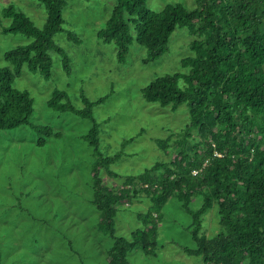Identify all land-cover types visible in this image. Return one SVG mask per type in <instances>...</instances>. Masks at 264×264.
Instances as JSON below:
<instances>
[{
    "label": "trees",
    "instance_id": "16d2710c",
    "mask_svg": "<svg viewBox=\"0 0 264 264\" xmlns=\"http://www.w3.org/2000/svg\"><path fill=\"white\" fill-rule=\"evenodd\" d=\"M39 1L47 12L43 28L13 6L4 12L11 24L3 32L23 34L32 41L5 53L14 70L0 68V132L28 126L38 135L37 146L44 147L47 138H60L61 133L31 122L34 100L15 88L14 81L25 66L51 79V52L62 51L54 38L64 32L67 1ZM195 3L193 9L176 3L152 11L147 0H116L98 32L102 41L116 45L120 63L126 62L134 40L148 50L143 62L149 64L169 50L178 29L186 28L196 37L190 44L192 55L181 62L185 72L158 78L141 91L146 101L173 111L185 104L189 107L190 121L174 141L173 161L156 163L137 176H120L109 169L119 156L102 154L100 130L93 118L94 107L106 98L90 102L83 97V110L65 102L64 92L55 91L48 101L55 111L93 122L85 136L96 157L92 203L100 214L96 228L113 242L109 264H132L128 255L137 248L148 257L158 255L160 224L172 200L192 218L188 230L196 247L185 249L188 255L201 257L202 264H264V0ZM63 64L68 69L66 55ZM172 141L170 136L161 147L170 148ZM105 175L122 178L120 188L111 186ZM197 198L203 203L194 209ZM126 201L144 205L130 240L116 234L120 207L124 211L131 207L125 206ZM212 209H217L221 229L210 238L202 229L204 216Z\"/></svg>",
    "mask_w": 264,
    "mask_h": 264
},
{
    "label": "rangeland",
    "instance_id": "374dc122",
    "mask_svg": "<svg viewBox=\"0 0 264 264\" xmlns=\"http://www.w3.org/2000/svg\"><path fill=\"white\" fill-rule=\"evenodd\" d=\"M63 9L64 32L54 42L62 51L51 52L53 73L50 80L25 66L14 87L28 92L34 100V125H49L61 133L47 138L38 147V135L28 126L0 132V256L2 264H109L112 239L96 227L99 211L94 199L92 165L94 148L85 138L93 127L90 119L71 112H58L48 106L55 91L64 92L65 102L83 110L85 97L90 102L106 100L93 109L100 130V150L105 157L119 156L109 168L120 176H137L156 163L173 161L174 141L190 121L188 105L176 111L146 101L142 89L165 75L185 72L182 60L190 55L196 40L186 28L178 29L169 42V50L157 61L145 64L148 50L136 40L125 63L117 59V47L105 43L98 32L111 15L116 0H66ZM183 4L188 9L195 0H147L152 11L168 4ZM13 6L38 28L47 21L45 6L39 0H0V68L13 69L5 53L32 40L23 34H6L11 19L4 12ZM136 38V32L132 29ZM63 55L68 57V69ZM182 85V84H181ZM173 136L170 148L161 142ZM106 171L103 169L101 175ZM111 186H121L122 178L105 175ZM202 198L194 200L198 209ZM125 203L126 207L131 206ZM137 201L120 207L116 234L127 240L138 228L137 213L144 205ZM151 203H148V207ZM217 209L204 216V234L212 238L221 226ZM192 222L177 201L164 209L159 229L158 255L146 256L141 248L128 256L132 264H202V258L190 256L185 249L195 248Z\"/></svg>",
    "mask_w": 264,
    "mask_h": 264
}]
</instances>
